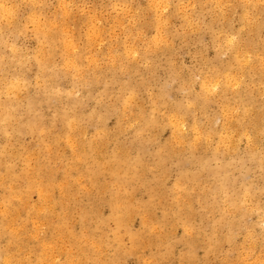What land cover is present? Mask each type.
I'll list each match as a JSON object with an SVG mask.
<instances>
[{
    "label": "rangeland",
    "instance_id": "rangeland-1",
    "mask_svg": "<svg viewBox=\"0 0 264 264\" xmlns=\"http://www.w3.org/2000/svg\"><path fill=\"white\" fill-rule=\"evenodd\" d=\"M0 264H264V0H0Z\"/></svg>",
    "mask_w": 264,
    "mask_h": 264
},
{
    "label": "bare ground",
    "instance_id": "bare-ground-1",
    "mask_svg": "<svg viewBox=\"0 0 264 264\" xmlns=\"http://www.w3.org/2000/svg\"><path fill=\"white\" fill-rule=\"evenodd\" d=\"M116 39V38H115Z\"/></svg>",
    "mask_w": 264,
    "mask_h": 264
}]
</instances>
